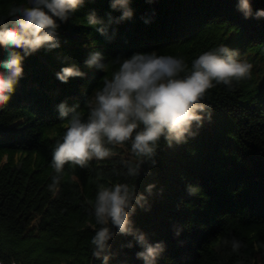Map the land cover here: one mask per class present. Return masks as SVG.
I'll list each match as a JSON object with an SVG mask.
<instances>
[{"label": "trees", "instance_id": "obj_1", "mask_svg": "<svg viewBox=\"0 0 264 264\" xmlns=\"http://www.w3.org/2000/svg\"><path fill=\"white\" fill-rule=\"evenodd\" d=\"M23 2L0 0V19ZM250 4L253 16L245 18L238 0H130L133 16L116 22L122 13L110 0H84L67 22L57 21L60 46L26 56L23 76L0 105L1 262L103 264L92 256L98 225L89 201L99 186L128 182L146 197L131 215L133 227L164 244L156 264H264V17L254 15L264 0ZM93 10L107 35L86 23ZM223 44L252 65L251 78L232 90H208L211 118L205 113L202 126L193 125L194 136L172 146L161 138L135 177L126 174V164L135 163L127 143L86 168L66 164L52 194V150L64 131L57 106L66 102L86 113V99L110 75L85 64L90 53L101 52L107 63L156 51L190 66ZM73 64L85 75L61 82L56 73ZM233 237L242 242L237 251ZM142 250L133 236L117 233L105 254L108 264H144Z\"/></svg>", "mask_w": 264, "mask_h": 264}, {"label": "clouds", "instance_id": "obj_2", "mask_svg": "<svg viewBox=\"0 0 264 264\" xmlns=\"http://www.w3.org/2000/svg\"><path fill=\"white\" fill-rule=\"evenodd\" d=\"M83 3L84 0H24L11 6L6 19H0V46L8 51L7 59L0 61L4 70L0 71V105L8 102L23 76L24 58L41 48H58L57 21L67 22ZM129 5L130 0H110L111 8L122 13L115 18L116 22L133 16ZM238 10L245 18L253 16L250 0H238ZM254 15L264 17V9ZM112 19L109 14V22ZM86 23L100 25L97 30L107 35L103 19L94 10L88 14ZM85 64L110 75H105L102 86L96 87L86 99V113L70 108L66 102L57 106L64 131L52 150L53 173L48 187L54 196L59 191L66 164L86 168L93 160L114 156L112 149L126 143L130 145L131 157L135 158V163L126 164V174L135 177L140 164L155 156L161 138L169 146L184 143L196 134L194 124L202 126L205 113L211 118V106L205 103L209 89L224 86L232 90L236 84L251 78L252 69L250 63L240 58L239 50L224 44L199 54L190 66L182 57L156 51L137 52L107 63L103 54L95 51L89 54ZM84 75L75 64L63 66L56 73L64 83ZM153 187L149 184L146 191L151 193ZM89 203L98 225L90 241L93 257H103V264H108L110 257L105 250L109 241L120 233L133 236L141 245L143 250L137 252V257L144 264H156L164 251L163 242L150 243L143 232L133 227L131 220L136 206L143 207L146 203L143 193L137 195L128 182L99 186ZM230 243L233 251L242 246L235 237Z\"/></svg>", "mask_w": 264, "mask_h": 264}, {"label": "water", "instance_id": "obj_3", "mask_svg": "<svg viewBox=\"0 0 264 264\" xmlns=\"http://www.w3.org/2000/svg\"><path fill=\"white\" fill-rule=\"evenodd\" d=\"M18 51H20L18 49ZM8 57V51L3 48V46H0V61H3L4 59H7ZM3 264V263H1ZM12 264H16V262H13Z\"/></svg>", "mask_w": 264, "mask_h": 264}, {"label": "rangeland", "instance_id": "obj_4", "mask_svg": "<svg viewBox=\"0 0 264 264\" xmlns=\"http://www.w3.org/2000/svg\"><path fill=\"white\" fill-rule=\"evenodd\" d=\"M125 154H127V153H125ZM1 263H3V262L0 261V264H1ZM3 264H5V263H3ZM16 264H17V263H16Z\"/></svg>", "mask_w": 264, "mask_h": 264}]
</instances>
